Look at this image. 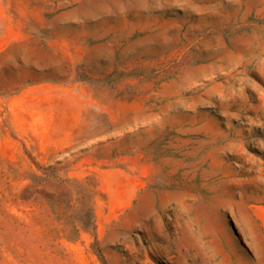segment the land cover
<instances>
[{
    "label": "rangeland",
    "instance_id": "rangeland-1",
    "mask_svg": "<svg viewBox=\"0 0 264 264\" xmlns=\"http://www.w3.org/2000/svg\"><path fill=\"white\" fill-rule=\"evenodd\" d=\"M0 264H264V0H0Z\"/></svg>",
    "mask_w": 264,
    "mask_h": 264
},
{
    "label": "trees",
    "instance_id": "trees-1",
    "mask_svg": "<svg viewBox=\"0 0 264 264\" xmlns=\"http://www.w3.org/2000/svg\"><path fill=\"white\" fill-rule=\"evenodd\" d=\"M46 176L50 175L48 171H45ZM57 176H55L56 178ZM67 186H69V192L63 197H50L51 203L63 201L71 205L73 209L74 215L71 216L72 220H74L75 224L73 225V230L81 234L84 232L94 231L96 229V213L93 207V196L89 194L88 190L85 188L82 189L81 193H77L78 196L77 202L72 204V200L74 195L70 188V180L66 181Z\"/></svg>",
    "mask_w": 264,
    "mask_h": 264
}]
</instances>
